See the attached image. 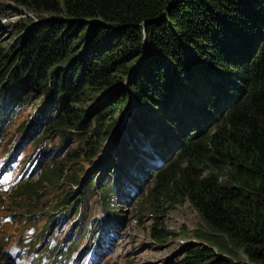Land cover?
<instances>
[{
  "label": "trees",
  "instance_id": "16d2710c",
  "mask_svg": "<svg viewBox=\"0 0 264 264\" xmlns=\"http://www.w3.org/2000/svg\"><path fill=\"white\" fill-rule=\"evenodd\" d=\"M11 13L21 19L0 40V133L32 104L22 127L42 145L40 172L25 187L42 189L51 161L58 172L71 162L81 197H99L108 214L117 216L106 200L121 208L136 196L191 204L202 229L166 264H264V0H0V19ZM72 134L84 137L79 153L43 145ZM113 218L89 229L98 233L87 248L101 256Z\"/></svg>",
  "mask_w": 264,
  "mask_h": 264
},
{
  "label": "rangeland",
  "instance_id": "374dc122",
  "mask_svg": "<svg viewBox=\"0 0 264 264\" xmlns=\"http://www.w3.org/2000/svg\"><path fill=\"white\" fill-rule=\"evenodd\" d=\"M6 3L15 6L12 2ZM33 18L37 20L36 16ZM20 19L21 16L14 13L0 19V40L16 35L14 24ZM131 110L125 113L120 130L125 129L130 121ZM14 111L13 122L0 133V264H50L53 255L59 259L62 254L66 258L65 264H166L171 258L176 260L183 247L195 241L196 232L202 229V221L190 203L170 205L153 195L137 204L139 196H136L131 203L119 208L118 205L113 206V200H106L109 210L116 211L117 216L108 214L99 197H81L80 186L73 183L76 176H73L75 167L71 162L62 165L63 172H58L53 169L51 161L47 169L50 181L47 180L42 189L25 187V184L33 185L39 179L37 156L42 145L35 147L33 142L37 137L27 138L22 127L27 128L33 119L35 109L32 104L25 103ZM113 137L110 136L104 144L105 150L99 160L101 167L109 155ZM152 137L142 139V142H152ZM82 138L72 134L66 144H62L64 140L57 136L45 139L43 145L46 143L52 147L58 143L52 155L63 158L70 151L80 152L77 148ZM82 165L86 173L93 169L88 162ZM96 171L92 182L99 174V170ZM86 173L79 177L80 181ZM69 192H74V195L67 200ZM93 192L97 193V190ZM75 203L77 206L73 210L71 207ZM83 215L88 219V226L81 231L80 237H71L75 223L83 219ZM113 217L116 218L112 221L116 235L112 241L102 239L110 249L101 256L95 248H87L94 243L91 239L98 233L97 227L93 233L89 229L99 220V229L102 230V221ZM154 228L172 232V236L166 242H159L152 237ZM73 239L80 241L67 253ZM49 247L50 252L45 257ZM85 249L86 253L79 260Z\"/></svg>",
  "mask_w": 264,
  "mask_h": 264
},
{
  "label": "bare ground",
  "instance_id": "6f19581e",
  "mask_svg": "<svg viewBox=\"0 0 264 264\" xmlns=\"http://www.w3.org/2000/svg\"><path fill=\"white\" fill-rule=\"evenodd\" d=\"M144 170V169H143ZM150 176H152V175H150ZM135 199V198H134ZM118 228V227H117ZM120 229V228H119ZM117 230V229H116ZM116 235V234H115ZM114 239V238H113Z\"/></svg>",
  "mask_w": 264,
  "mask_h": 264
},
{
  "label": "water",
  "instance_id": "95a60500",
  "mask_svg": "<svg viewBox=\"0 0 264 264\" xmlns=\"http://www.w3.org/2000/svg\"><path fill=\"white\" fill-rule=\"evenodd\" d=\"M126 119H127V118H126ZM126 119H124V121H126ZM121 125H122V124H121ZM121 125H120V126H121ZM124 125H125V124H124Z\"/></svg>",
  "mask_w": 264,
  "mask_h": 264
}]
</instances>
